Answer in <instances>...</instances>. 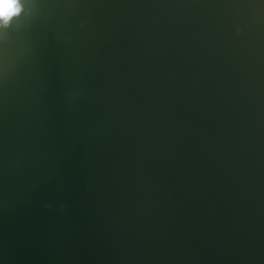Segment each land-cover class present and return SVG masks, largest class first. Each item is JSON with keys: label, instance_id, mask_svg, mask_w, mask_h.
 I'll return each instance as SVG.
<instances>
[{"label": "water", "instance_id": "95a60500", "mask_svg": "<svg viewBox=\"0 0 264 264\" xmlns=\"http://www.w3.org/2000/svg\"><path fill=\"white\" fill-rule=\"evenodd\" d=\"M0 264H264V0H27Z\"/></svg>", "mask_w": 264, "mask_h": 264}, {"label": "clouds", "instance_id": "9594fccd", "mask_svg": "<svg viewBox=\"0 0 264 264\" xmlns=\"http://www.w3.org/2000/svg\"><path fill=\"white\" fill-rule=\"evenodd\" d=\"M27 9V0H0V31L7 30ZM50 207V205H47Z\"/></svg>", "mask_w": 264, "mask_h": 264}]
</instances>
